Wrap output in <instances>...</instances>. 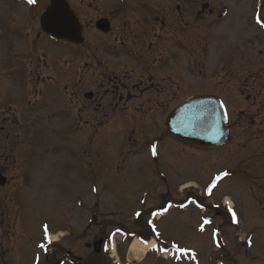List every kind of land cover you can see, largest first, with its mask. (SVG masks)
Returning a JSON list of instances; mask_svg holds the SVG:
<instances>
[{
	"label": "rangeland",
	"instance_id": "obj_1",
	"mask_svg": "<svg viewBox=\"0 0 264 264\" xmlns=\"http://www.w3.org/2000/svg\"><path fill=\"white\" fill-rule=\"evenodd\" d=\"M34 1L35 6L28 0H0V52L8 49L13 65L67 66L68 45L37 39L40 12L48 1ZM88 1L81 10L86 22L105 12L98 0ZM140 11H152V52L167 51L155 69L157 76L166 78L168 90L151 109L157 124L154 136H161L163 143L154 150L158 158L154 160L152 152V160L141 154L118 165L116 135L65 132L64 120L56 116L29 123L14 117L7 127L13 131L7 138L11 148L16 145L13 152L7 151L12 181L0 189V253L13 251L5 256L6 264H39L42 228L61 231L52 235L61 245L70 244L75 259H67L69 264H92L85 243L102 237L108 244L101 260L97 256L94 262L123 264L130 243L149 238L148 211L167 201L175 208L153 222L161 240L159 252L133 263L180 264L167 253L174 245L183 250L184 264H264V0H189L180 9L168 0L123 1L124 15ZM202 93L221 98L232 126L227 145L207 151L170 141L158 122L188 96ZM4 97L8 102L15 98L11 92ZM5 102L0 101V109ZM21 166L29 167L24 175ZM221 171L227 175L205 194L206 185ZM186 181L196 188L175 191ZM194 193L203 211L189 202L182 209V200ZM224 201L232 208L229 218ZM202 214L211 222L203 229L198 228ZM3 229L11 231V239ZM50 252H42L41 262L46 256L47 264L52 261ZM2 255L0 264L5 263Z\"/></svg>",
	"mask_w": 264,
	"mask_h": 264
},
{
	"label": "flooded vegetation",
	"instance_id": "obj_2",
	"mask_svg": "<svg viewBox=\"0 0 264 264\" xmlns=\"http://www.w3.org/2000/svg\"><path fill=\"white\" fill-rule=\"evenodd\" d=\"M70 1L85 5L81 0ZM168 1L174 2L177 8L188 2ZM98 2L105 5L101 0ZM106 9L104 15L84 22V39L70 45L67 66L39 63L13 66L8 49L0 55V101L7 102L4 96L9 92L15 96L0 109V173L8 175L10 168L7 151L12 152V143L8 142L12 128H7L5 122L12 120L15 114L25 118L56 116L65 120L71 131L78 127L96 132L116 123L123 137L122 159L150 153L152 160L151 150L155 148L151 141L152 117L155 119V116L151 109L158 95L168 90L166 78L157 76L152 66V11L126 16L119 6L120 17H115ZM144 13L147 16H143ZM100 18L108 20L107 31H98L95 26ZM14 83L17 85L13 87ZM29 94L36 98L35 103L29 100ZM6 107H15L16 113L2 112ZM29 108L35 116L28 114ZM3 134L7 135L2 138ZM237 135L239 137V133ZM105 245L103 237L99 242L90 243L88 263L96 264L97 256L101 260ZM55 248V258L60 259L62 253L70 261L75 259L69 250L61 252L60 248ZM60 264L66 261L60 259Z\"/></svg>",
	"mask_w": 264,
	"mask_h": 264
},
{
	"label": "water",
	"instance_id": "obj_3",
	"mask_svg": "<svg viewBox=\"0 0 264 264\" xmlns=\"http://www.w3.org/2000/svg\"><path fill=\"white\" fill-rule=\"evenodd\" d=\"M66 0H50L40 18L42 29L52 37L66 42L81 40V27ZM224 107L213 95L189 97L167 117L166 128L171 135L190 145L211 148L221 146L228 138ZM5 180L0 176V185Z\"/></svg>",
	"mask_w": 264,
	"mask_h": 264
},
{
	"label": "bare ground",
	"instance_id": "obj_4",
	"mask_svg": "<svg viewBox=\"0 0 264 264\" xmlns=\"http://www.w3.org/2000/svg\"><path fill=\"white\" fill-rule=\"evenodd\" d=\"M228 206H230V202L228 201L226 203ZM53 238V237H52ZM153 244V241L148 243L147 246H151ZM146 247L138 244V241L135 239L130 248H129V259H134V260H141L142 257L144 256V253L146 252Z\"/></svg>",
	"mask_w": 264,
	"mask_h": 264
},
{
	"label": "snow or ice",
	"instance_id": "obj_5",
	"mask_svg": "<svg viewBox=\"0 0 264 264\" xmlns=\"http://www.w3.org/2000/svg\"><path fill=\"white\" fill-rule=\"evenodd\" d=\"M29 3H32L34 2V0H28ZM153 154H155V152H153ZM224 175H227V173H221L220 176H217L214 181H213V184L215 183V180H218L220 179L221 176H224Z\"/></svg>",
	"mask_w": 264,
	"mask_h": 264
}]
</instances>
